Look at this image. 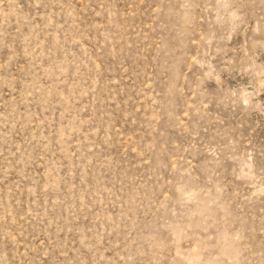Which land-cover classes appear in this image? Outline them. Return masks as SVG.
Listing matches in <instances>:
<instances>
[{
    "label": "rangeland",
    "instance_id": "rangeland-1",
    "mask_svg": "<svg viewBox=\"0 0 264 264\" xmlns=\"http://www.w3.org/2000/svg\"><path fill=\"white\" fill-rule=\"evenodd\" d=\"M0 264H264V0H0Z\"/></svg>",
    "mask_w": 264,
    "mask_h": 264
}]
</instances>
